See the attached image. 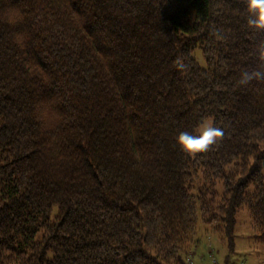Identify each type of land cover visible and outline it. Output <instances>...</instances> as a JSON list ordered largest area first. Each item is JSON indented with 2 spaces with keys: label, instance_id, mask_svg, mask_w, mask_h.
Masks as SVG:
<instances>
[{
  "label": "trees",
  "instance_id": "1",
  "mask_svg": "<svg viewBox=\"0 0 264 264\" xmlns=\"http://www.w3.org/2000/svg\"><path fill=\"white\" fill-rule=\"evenodd\" d=\"M249 16L247 0H0V264H190L200 222L234 248L244 207L264 245ZM207 118L223 136L184 151Z\"/></svg>",
  "mask_w": 264,
  "mask_h": 264
},
{
  "label": "rangeland",
  "instance_id": "2",
  "mask_svg": "<svg viewBox=\"0 0 264 264\" xmlns=\"http://www.w3.org/2000/svg\"><path fill=\"white\" fill-rule=\"evenodd\" d=\"M196 58L201 66L206 65L201 50L196 52ZM207 119L212 121V118ZM201 225L200 222L198 241L191 253L195 264H264V245L254 240L255 232L247 208H242L237 214L234 248L223 233L211 228L207 232L205 228H200Z\"/></svg>",
  "mask_w": 264,
  "mask_h": 264
},
{
  "label": "clouds",
  "instance_id": "3",
  "mask_svg": "<svg viewBox=\"0 0 264 264\" xmlns=\"http://www.w3.org/2000/svg\"><path fill=\"white\" fill-rule=\"evenodd\" d=\"M250 16L248 24L257 28H264V0H247ZM264 55V49L261 50ZM175 63L183 68L184 65L179 61ZM264 80V70L259 68L252 71L241 73L238 83L247 85L252 80ZM223 129L216 126L211 119L202 121L193 132L181 131L176 137L177 143L188 153H198L206 151L210 146L216 144L223 136Z\"/></svg>",
  "mask_w": 264,
  "mask_h": 264
},
{
  "label": "built area",
  "instance_id": "4",
  "mask_svg": "<svg viewBox=\"0 0 264 264\" xmlns=\"http://www.w3.org/2000/svg\"><path fill=\"white\" fill-rule=\"evenodd\" d=\"M188 261H189L190 264H194L193 260L189 259Z\"/></svg>",
  "mask_w": 264,
  "mask_h": 264
}]
</instances>
